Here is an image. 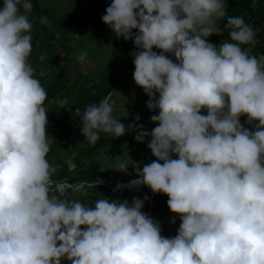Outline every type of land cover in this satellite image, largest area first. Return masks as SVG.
Masks as SVG:
<instances>
[{
    "label": "clouds",
    "instance_id": "obj_1",
    "mask_svg": "<svg viewBox=\"0 0 264 264\" xmlns=\"http://www.w3.org/2000/svg\"><path fill=\"white\" fill-rule=\"evenodd\" d=\"M32 11L33 0L0 5V264H264V54L242 47L253 27L230 15L229 39L208 41L221 33L224 0H111L101 17L136 46L132 75L155 126L149 132L139 115L126 126L105 97L87 105L80 131L93 145L101 133L150 136V163L113 157L111 168L136 172L113 191L145 185L166 194L180 224L165 236L143 211L147 195L85 204L52 180L47 91L28 59ZM76 59L86 63L87 53Z\"/></svg>",
    "mask_w": 264,
    "mask_h": 264
},
{
    "label": "trees",
    "instance_id": "obj_2",
    "mask_svg": "<svg viewBox=\"0 0 264 264\" xmlns=\"http://www.w3.org/2000/svg\"><path fill=\"white\" fill-rule=\"evenodd\" d=\"M2 3L3 0H0V5ZM37 3L38 0H33V11L29 16L33 27L32 52L28 59L34 68V76L47 91L44 107L47 110L46 131L50 140L47 158L55 168L52 180L68 185L67 198L79 199L85 204H92L104 195L120 200L127 198L129 201L133 196L147 195L143 211L154 217L167 206L166 194L151 195L145 185H141L139 190L124 188L113 191L118 180L109 173L113 169L109 164L114 160L113 157L122 152L123 147L119 146L118 138L102 140L107 148L104 158L100 159L103 155L99 152L97 142L89 144L80 131L81 116L87 105L99 103L109 96L113 87L117 86L118 75L115 73L116 69L103 70L98 76H87L82 71L72 74L71 54L74 52V42L86 37L100 44L108 36L124 52L125 60H128L136 47L132 40L116 37L102 21L101 17L111 0H85L84 10L73 9L60 17L52 16ZM224 4L225 17L218 21L221 33L212 34L208 41L219 44L223 39H229V29L225 27L227 16H241L245 23L253 24L258 30L257 45L250 48V44H245L242 47L250 55L259 57L264 54V0H224ZM41 16H46L47 22L41 23ZM71 33L79 37H73ZM240 120L243 124L246 116H241ZM151 161L143 156L137 162L142 167L143 163ZM135 176L136 172L130 165L120 181L133 179ZM97 178L104 181L97 188L72 191L73 186L81 182L87 185ZM156 197L159 199L156 200ZM61 264L70 262L62 259Z\"/></svg>",
    "mask_w": 264,
    "mask_h": 264
},
{
    "label": "rangeland",
    "instance_id": "obj_3",
    "mask_svg": "<svg viewBox=\"0 0 264 264\" xmlns=\"http://www.w3.org/2000/svg\"><path fill=\"white\" fill-rule=\"evenodd\" d=\"M37 4L42 9L47 10L54 17H60L73 9H85V0H38ZM210 37L211 35L206 39L208 40ZM73 47L74 52L71 54V73L77 74L78 71H82V73L87 76H98L103 70L116 69L117 72L115 73L118 75L116 79L117 86L113 87L111 94L107 96L114 102L113 115L120 117L121 122L126 126L133 122L134 118L139 115V121H137V123L143 124L150 132V130L155 126V123L150 121L149 117L155 113L154 110H149L147 108L145 102L148 100V96L133 79V52H131L128 60H125L124 52L120 47L116 46L108 36L104 37L100 44H98L96 40H90L84 37L79 39V42H74ZM82 50L87 53L86 63H80L76 59L77 54ZM153 50L157 52L161 51L155 47ZM166 55L170 54L166 53ZM118 69L121 71H118ZM201 111L206 114V110L202 109ZM245 126L250 127L251 125L246 124ZM135 135V131H126L124 135L119 137H112L110 134L101 133V138L97 141V144L99 145V152L103 155L100 159L104 158L107 148L102 140L111 141L113 140L112 138H118L119 146L123 147L122 152L119 155L129 157V162H131V160L137 162L143 156L146 157L147 161L157 159L151 154L150 149L147 148L150 136L145 137L144 141L140 142L134 139ZM113 163L114 160L110 162L109 167ZM109 173L112 177L118 180V182H122L120 180H122L123 176L126 174V172L116 171L115 169H112ZM157 199H159V197H156V200ZM173 216L175 217V223L170 222ZM154 218L161 224L162 235L174 236L176 234V229L180 224V219L177 214H173L169 210L168 206L158 211Z\"/></svg>",
    "mask_w": 264,
    "mask_h": 264
},
{
    "label": "built area",
    "instance_id": "obj_4",
    "mask_svg": "<svg viewBox=\"0 0 264 264\" xmlns=\"http://www.w3.org/2000/svg\"><path fill=\"white\" fill-rule=\"evenodd\" d=\"M251 26H252L253 29L255 30V38H254V41H253L252 43H250V48H253V47L256 46L257 43H258V37H257V32H258V30H257L256 26H254L253 24H251Z\"/></svg>",
    "mask_w": 264,
    "mask_h": 264
}]
</instances>
